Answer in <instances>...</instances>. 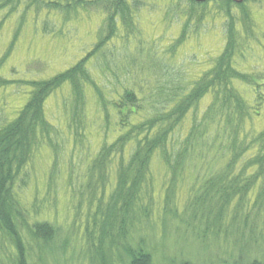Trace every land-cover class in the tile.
Returning <instances> with one entry per match:
<instances>
[{"label":"trees","instance_id":"1","mask_svg":"<svg viewBox=\"0 0 264 264\" xmlns=\"http://www.w3.org/2000/svg\"><path fill=\"white\" fill-rule=\"evenodd\" d=\"M145 1L155 0H136L134 6L142 9ZM184 1V10L176 18L182 25L179 42L190 34L187 30L193 23L198 26L212 14L221 19L222 51L184 83H164L142 99L126 88L111 103H104L86 62L92 61L93 66L94 59L99 64L120 29L133 30L135 14L128 0H0V14L9 15L25 2V12L34 15L47 10L67 14L68 19L77 17L79 10L96 7L101 8L102 19L97 27V35L102 28V37L91 51L49 79L26 82L30 86L26 103L16 117L0 124V264H28L24 234L43 247L39 251L35 246L40 256L52 253L58 229L41 220L27 202L25 168L43 151L52 153L53 166L58 164L51 138L58 133L59 139L76 142L75 120L90 89L98 95L94 93L105 116V130L113 137L90 159L74 215L79 218L73 223L75 231L83 227L85 241L94 252H101L105 241L108 252H121L122 256L117 254L121 264H151L149 251L141 244L130 245L127 238L139 218L149 214L147 190L156 166L165 179V208L173 204L174 189L182 187L187 193L183 211L191 214L192 221L199 226L205 221V229L212 228L218 238L233 240L230 250L220 249L227 257L221 264H242L244 256L247 264H264L255 257L259 247L264 248V129L255 125L264 117V0ZM12 46L13 42L9 51ZM1 80V87L9 84ZM63 90L70 91V117L60 135L43 111L46 101ZM51 181L48 176V189ZM166 213L176 218L177 210ZM100 256V264H107L104 253Z\"/></svg>","mask_w":264,"mask_h":264},{"label":"rangeland","instance_id":"2","mask_svg":"<svg viewBox=\"0 0 264 264\" xmlns=\"http://www.w3.org/2000/svg\"><path fill=\"white\" fill-rule=\"evenodd\" d=\"M128 2L135 14L133 30L120 29L117 39L109 44L99 64L94 59L93 66L92 61L86 62L91 74L89 78L104 103H111L126 88L142 99L150 89L154 90L164 83H184L185 78L189 79L203 68L207 59L216 57L222 51L224 37L220 17L206 15L200 25L193 23L187 30L190 34L179 42L182 25L179 26L176 18L179 11L184 10V0H171L170 3L167 0L145 1L142 9L134 6L136 0H132V4L130 0ZM25 7L23 2L11 14H0V81H9L7 85H0V124L16 117L26 103L30 87L26 82L46 80L69 69L91 51L98 37H102V28L97 35V27L102 20L99 17L101 8L86 7L79 10L77 17L67 19V14H54L47 10L34 15L25 12ZM196 20L197 16L193 17L192 21ZM5 54L8 55L2 60ZM69 93V90H63L51 96L43 111L47 121L60 135L66 131V122L70 117ZM94 93L93 89L85 91L86 100L79 110L82 113L74 124L79 134L76 142H70L71 139L66 137L59 139L58 133L51 138L54 152L59 156L58 164L53 166L52 153L43 151L35 155L32 163L25 168L29 180V192L25 194L27 202L38 210L35 213L41 214V220L47 219L58 229L49 255L44 253L40 256L39 251L43 247L23 235L28 264H100V253H104L107 264H121L117 256H122L120 251L108 252L109 243L104 241L102 251L95 253L85 241L83 227L78 232L73 227L74 221L79 222L74 215L80 203L79 193L86 186L89 161L103 142L113 140L110 131L105 130V116L95 96L97 93ZM203 105H200V111ZM255 125L264 129V117L256 120ZM187 126L186 122L183 134ZM48 176L52 177L49 189L48 182L46 184ZM150 179L146 198L149 214L139 218L133 226L128 243L134 247L141 244L146 248L151 255V264H221L227 259L220 249L230 250L233 240L224 236L218 238L220 235H214L212 228L205 229V221L201 222V226L192 221L191 214L184 212L182 207L186 203L185 189L177 186L172 206L165 208V187H162L165 179L160 167L152 169ZM29 205L26 206L28 211ZM174 208L177 210L176 218L166 213ZM80 219L84 221L85 215ZM245 236H249L247 231ZM35 246L39 247V251ZM260 247L257 250L260 253L255 257L264 261L263 255L260 258L264 248ZM234 252L238 253V249ZM237 256L235 254V258ZM242 260V264H247V256Z\"/></svg>","mask_w":264,"mask_h":264},{"label":"water","instance_id":"3","mask_svg":"<svg viewBox=\"0 0 264 264\" xmlns=\"http://www.w3.org/2000/svg\"><path fill=\"white\" fill-rule=\"evenodd\" d=\"M196 2L198 3H201V2H204V1H207V0H195ZM243 0H235L236 3H241Z\"/></svg>","mask_w":264,"mask_h":264}]
</instances>
